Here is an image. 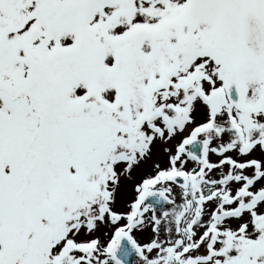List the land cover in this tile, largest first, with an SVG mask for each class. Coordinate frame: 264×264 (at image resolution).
Here are the masks:
<instances>
[{"label": "snow or ice", "instance_id": "6c2138e0", "mask_svg": "<svg viewBox=\"0 0 264 264\" xmlns=\"http://www.w3.org/2000/svg\"><path fill=\"white\" fill-rule=\"evenodd\" d=\"M0 264H264V0H0Z\"/></svg>", "mask_w": 264, "mask_h": 264}]
</instances>
